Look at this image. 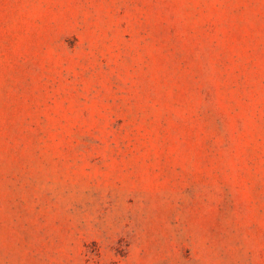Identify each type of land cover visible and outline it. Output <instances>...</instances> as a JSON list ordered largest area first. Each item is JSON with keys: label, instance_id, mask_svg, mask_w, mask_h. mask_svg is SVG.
Instances as JSON below:
<instances>
[{"label": "rangeland", "instance_id": "374dc122", "mask_svg": "<svg viewBox=\"0 0 264 264\" xmlns=\"http://www.w3.org/2000/svg\"><path fill=\"white\" fill-rule=\"evenodd\" d=\"M0 264H264V0H0Z\"/></svg>", "mask_w": 264, "mask_h": 264}]
</instances>
